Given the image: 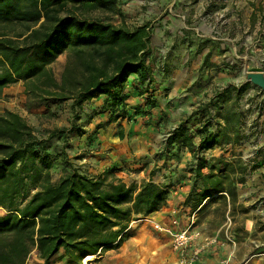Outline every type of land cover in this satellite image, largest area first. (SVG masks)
I'll use <instances>...</instances> for the list:
<instances>
[{
    "label": "trees",
    "instance_id": "obj_1",
    "mask_svg": "<svg viewBox=\"0 0 264 264\" xmlns=\"http://www.w3.org/2000/svg\"><path fill=\"white\" fill-rule=\"evenodd\" d=\"M118 1L0 0V96L5 88L22 82L28 102H37L36 107L71 102L74 113L69 129L39 137L18 113L0 112V207L4 211L0 264H26L34 251L42 264H82L87 256L119 249L130 237L129 223L165 207L171 190L183 182L171 168L163 183L156 182L159 165H154L147 181L126 185L114 177L118 169L94 177L69 160L70 140L85 135L86 151L97 150L98 134L113 124H118V138H125L119 124L132 119L124 93L131 76L136 77L133 88L144 97L149 95L147 106L155 108L150 91L154 77L147 62L149 26L127 27ZM63 54L66 61L56 78L50 66ZM246 87L227 86L200 103L169 135L168 146L155 161L162 162L166 173L171 146L190 152L192 185L184 206L193 211L216 195L235 199L237 184H243L253 168L242 159L204 155L217 147L240 144L241 115L233 103L224 112L222 106L233 96L239 98ZM99 100L102 104L92 109V115L79 117L85 105ZM212 106L221 114L214 124ZM105 114L106 120L87 133L90 122ZM134 114L139 116L141 110L135 108ZM195 118L200 126L191 132L187 124ZM79 120L84 122L78 125ZM56 140L62 146L56 147ZM148 162L142 164L149 167ZM56 165H63L57 180Z\"/></svg>",
    "mask_w": 264,
    "mask_h": 264
},
{
    "label": "rangeland",
    "instance_id": "obj_2",
    "mask_svg": "<svg viewBox=\"0 0 264 264\" xmlns=\"http://www.w3.org/2000/svg\"><path fill=\"white\" fill-rule=\"evenodd\" d=\"M173 1L175 3L170 12L169 5ZM232 1L235 0L118 1V7L122 11L123 20L127 27L133 29L144 24L149 26L151 55L147 62L156 77L152 87H157L156 90L154 87L151 90L155 108L147 106L146 97H150L147 95L143 97L142 105L134 106L131 112V121H120L119 125L125 131L123 140H117V138L115 142L113 140L114 137H118V124L110 125L104 131L107 140L102 147L115 152L113 156L117 160L116 165H121L117 171L122 172L126 185L135 184L139 186L144 181L143 176L139 174L140 169L133 166L144 165L142 163L145 160L149 161L150 165H159V170L154 177L158 183H163L162 177L165 178L171 169H175L174 176L177 179L184 178L181 180L183 182L171 190L170 195L182 186H187L189 192L192 185V175L188 172V167L194 165V158L186 148L174 145L171 146L170 150H167L171 152L167 164L169 168L165 169L166 173L163 172L162 162L155 163V161L165 151L167 139L175 128L181 122H186L189 115L200 103L208 102L216 92L230 85L237 87L247 85L239 98L233 96L230 101L222 106V112H224L230 104H235L236 111L241 115L242 140L240 144L208 150L204 155L207 159L219 156H224L229 161L242 159L249 164V167H253L251 171L260 168V166L264 167V91L246 79L248 73L264 74V16L262 14L264 8H260L259 5L257 11L263 17L260 21L261 24L258 27H248L244 23V14L241 13L243 19L239 21L237 20L238 15L240 16L239 12L229 11ZM232 7L235 8L234 5ZM242 12L244 11L242 10ZM173 14L176 15L175 18L177 19L176 32L173 34L175 30H171L168 33L167 29L164 32L162 29L163 21L166 16ZM114 22L117 24L120 20L115 19ZM229 23L234 24L229 25ZM158 31L162 34L160 35ZM171 34H173L172 38H170ZM170 39H173V45ZM171 57L178 59L177 64L173 67H171L173 65H171ZM65 61L66 55L63 54L50 66L56 78L60 77ZM177 67L179 73H174L172 69ZM182 71L183 73H181ZM173 87L175 90L171 89ZM157 92L161 95L160 100L156 96ZM35 103L37 102H28L24 94L23 83L19 82L2 91L0 112L9 110L18 113L33 127L39 137L46 136L47 131L69 129L74 122V113L70 108L71 102L49 108L36 107ZM101 104L102 100L85 105L82 112L78 111L79 117L86 113L92 115V109ZM159 105L164 107L163 110L155 112ZM135 108L141 110L139 116L134 114ZM211 109L210 115L214 118V124L215 121H219L216 115L221 116V114L213 106ZM102 117H97L91 121L89 124L91 127L87 131H92L97 123L105 121L107 118L106 114ZM134 118L136 120H133ZM82 122L84 120L75 123L81 125ZM187 126L191 132H194L200 126L199 119L191 120ZM151 128H154L153 131H150ZM146 129H148L147 132ZM59 146H62V142L58 143L56 140V147ZM68 155L72 164L83 172L87 173V169L83 168L84 165L95 164V162H88V160L82 164L72 159L73 156H70V152ZM62 167L63 165H56L53 170V176L56 180L62 173ZM114 177L121 180L116 175ZM112 178L113 175H110L108 181ZM244 184L245 181L243 184H237V191L240 190L241 194L246 191ZM171 198L172 196L168 200L170 201ZM225 199L226 196L224 199L223 196H220L209 200L195 211L184 206V200L180 203L175 201L176 211L170 214L164 213L158 216L154 213L135 218L129 223L130 237L126 240L133 244L131 247H135L133 255L123 260L111 255L108 256L110 257L108 262L110 264H178L182 257L181 254L172 250L171 233L169 231L158 232L153 227L155 223H159L172 231L183 230L178 228L185 229L188 227L193 230L195 226L200 228V231L195 230L199 232L197 239L183 253L185 257H189L199 251L195 264H228L230 249L236 250L238 261L245 260L241 264H264V256H261L264 254L263 248L248 251L247 246H245L248 245L250 239L256 243L264 241V222L259 221L260 215L250 214L251 209L246 208L244 202L237 203V199L234 202V207L228 210ZM256 205L257 203L253 205V209ZM193 213L196 214V217L192 225ZM1 215L3 214L0 210ZM250 217L258 219L254 222V232L251 235L245 231L246 220ZM173 218L178 220L179 225L172 224ZM210 238H215L216 241L206 245ZM210 245H219V247ZM239 247L240 250L237 249ZM252 252L257 257L255 256L249 263L248 255ZM99 256H94V260L87 264L98 262ZM37 258V252L34 251L27 263L40 264ZM56 263L64 264V262Z\"/></svg>",
    "mask_w": 264,
    "mask_h": 264
},
{
    "label": "crops",
    "instance_id": "obj_3",
    "mask_svg": "<svg viewBox=\"0 0 264 264\" xmlns=\"http://www.w3.org/2000/svg\"><path fill=\"white\" fill-rule=\"evenodd\" d=\"M232 2H231V7L229 8L230 9L229 11L230 12H233V11L239 12L238 14H240V16L238 15L237 20H239V21L242 20L243 19L242 14H244V18H245L244 23H246L248 25V27L249 26L258 27L261 24L260 21L263 17L260 16L257 11L259 9L258 8L259 5L261 6L260 8H264V0H235L233 3ZM174 3H175V1H173L171 3V5H169L170 12H171L172 5ZM232 5H234L235 8H233ZM242 10L244 12H242ZM262 14L264 16V13H262ZM175 16L173 14V15H168L165 17V20L163 21L164 26L162 28L164 30V32L166 29L168 30V33H170L171 30H175L173 33V34H175L176 28H177L176 27L177 19L175 18ZM233 24L234 23H231V24L229 23V25H233ZM158 33L160 35L162 34V32H159V31H158ZM173 34H171L170 38H172ZM164 36L167 37L166 35H164ZM170 40H171V44L173 45V41H172L173 39H170ZM231 40L233 41L234 38ZM235 40H236V38H235ZM222 49H223V47H222ZM177 60H178L177 57H175V58L171 57V65L173 64L171 67H173L174 65L177 64ZM177 69H178V67L173 68L172 71L174 73H179V70H177ZM186 70H188V68H186ZM183 71L181 73H183ZM152 74H153V72H152ZM153 77L156 78L154 74H153ZM135 83H136V77L131 76L124 86V93L128 96L127 109L130 111V113L133 111L134 106L142 105L143 97H144V96L140 95L135 90V88H133V84L135 85ZM153 87H154V90L157 89L156 86H153ZM153 87L150 86V91L153 90ZM171 89L175 90V87H173ZM156 96L159 99V97L161 95L158 94V92H157ZM163 108H164L163 106L159 105V107L157 108V110L155 112L163 110ZM167 111L169 112V109H167ZM113 125H115V124H113ZM90 127L88 126L87 127L88 129H86V130H89ZM153 129L154 128H151L150 131L151 130L153 131ZM147 130L148 129H146V132H147ZM104 131H106V130L100 131V133L97 136V138H98L97 141L100 143V146L98 147L97 150L86 151V148H85L86 136L84 135L81 138L73 139L71 142L72 147L68 151L71 154L70 156L82 157L79 160H75L76 162L82 163L86 160H88V162H95V164H93V165H89L90 163H88V164L83 166V168L87 169V173L90 176H96L97 177V176L102 175L105 172L109 171V169H118V167L121 166V165H116L117 160L114 159V156H113V153H115V152L111 149L110 150L109 149L107 150L106 148L103 149L104 147H102L105 145L106 140H107ZM90 132L91 131H87V133H90ZM116 138H117V140H119L118 137H114L113 138L114 142L116 141ZM109 151H112V152H109ZM111 159H112V161H110ZM85 166H88V167H85ZM153 166L154 165H149V167H145L144 165H134L133 167L139 168L140 169L139 174L141 176H143L142 178L144 179V181H147L149 179L148 174H149V172ZM114 175H116L117 178H120L123 182L126 183V181L124 179L125 177L122 176L121 171L116 170L114 172ZM263 177H264V167L263 166H260V168L255 169L253 171H249L245 176V184H244L245 189H246L245 193L241 194L240 190H238L237 196L233 200H230V198L226 195L225 201H226L227 209L230 210L232 207H234V204H235L234 202H236L235 200L237 199L238 200L237 203L244 202L246 208L249 207L251 209L250 214L254 213L255 215L256 214L260 215L259 221L264 222V178ZM140 181H141V179H140ZM139 184H140V182H139ZM187 192H188L187 186L178 187V189L176 191L172 192L171 193L172 195L169 196V197L172 196V198H171L172 201L168 200L167 205L165 207H163L160 211L156 212V214L158 216H160V214H164V213L170 214L173 211H176V206H174L175 201H177V203L183 202L184 196L186 195ZM218 197H220V196L216 195L212 198H209L208 200H206L204 202V204H206L207 201L212 200V199H216ZM173 198H174V200H173ZM223 199H224V197H223ZM255 203H257V205L253 209V205ZM0 210H1V213L3 214L4 211L1 207H0ZM192 217H193L192 218L193 221L195 222L196 214L193 213ZM255 221H258V219H255L254 217H250L246 220L245 231L249 235H251L254 232V222ZM178 229H184V228H178ZM194 229L200 231V228L198 226H195ZM215 238H217V237H215ZM215 238H210L209 243H207L206 245L212 244V242L214 240H216ZM249 241L250 242L248 243V245H245V246H247L248 251H250V250L254 251L257 248H260V249L263 248L264 249V241L263 242H257V243L251 239ZM131 246H133L132 243L125 241L119 249L110 250V251L102 253L97 259L98 262H95L94 264H110L108 262V259H110V257H108V256H111V255H114L118 259H122V260L126 259L127 257H130L131 255H133V251H135V247H131ZM210 246H212V247L218 246L219 247V245H210ZM229 248H230V246H229ZM237 249L240 250V247ZM228 256H229L228 257L229 260H227L229 262L228 264H241L242 262L245 261V260H243V261L237 260L235 249L233 251L230 249ZM255 256L257 257V255H254L253 252L248 255L249 263L252 262V260ZM261 256H264V254H262ZM37 261L40 264H42V261L39 260L38 258H37ZM26 264H28V263L26 262ZM54 264H60V263L55 262Z\"/></svg>",
    "mask_w": 264,
    "mask_h": 264
},
{
    "label": "built area",
    "instance_id": "obj_4",
    "mask_svg": "<svg viewBox=\"0 0 264 264\" xmlns=\"http://www.w3.org/2000/svg\"><path fill=\"white\" fill-rule=\"evenodd\" d=\"M193 218V217H192ZM192 225L194 221L191 222ZM173 225H179V222L176 218H173ZM155 230L158 232H166L169 231L172 235V250L174 252H178L181 254V260L178 264H195L199 251H196L192 256L185 257L184 252L187 250L188 246L199 236V232L195 231V229L190 230V228H185L183 230H174L172 231L170 228L163 226L159 223H155ZM214 240L213 242H215ZM247 264V263H244Z\"/></svg>",
    "mask_w": 264,
    "mask_h": 264
},
{
    "label": "water",
    "instance_id": "obj_5",
    "mask_svg": "<svg viewBox=\"0 0 264 264\" xmlns=\"http://www.w3.org/2000/svg\"><path fill=\"white\" fill-rule=\"evenodd\" d=\"M247 81L264 91V74L262 73H248L246 75Z\"/></svg>",
    "mask_w": 264,
    "mask_h": 264
},
{
    "label": "bare ground",
    "instance_id": "obj_6",
    "mask_svg": "<svg viewBox=\"0 0 264 264\" xmlns=\"http://www.w3.org/2000/svg\"><path fill=\"white\" fill-rule=\"evenodd\" d=\"M93 260H94V256H87L86 258H84L83 262L87 264V263H91Z\"/></svg>",
    "mask_w": 264,
    "mask_h": 264
}]
</instances>
